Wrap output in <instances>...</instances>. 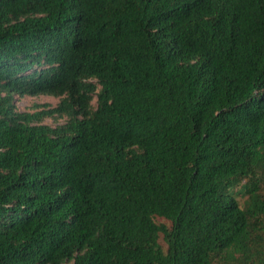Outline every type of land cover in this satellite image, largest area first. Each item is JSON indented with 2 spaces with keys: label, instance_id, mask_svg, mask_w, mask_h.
<instances>
[{
  "label": "trees",
  "instance_id": "16d2710c",
  "mask_svg": "<svg viewBox=\"0 0 264 264\" xmlns=\"http://www.w3.org/2000/svg\"><path fill=\"white\" fill-rule=\"evenodd\" d=\"M262 173L264 0H0V264H264Z\"/></svg>",
  "mask_w": 264,
  "mask_h": 264
},
{
  "label": "rangeland",
  "instance_id": "374dc122",
  "mask_svg": "<svg viewBox=\"0 0 264 264\" xmlns=\"http://www.w3.org/2000/svg\"><path fill=\"white\" fill-rule=\"evenodd\" d=\"M59 101L60 100L58 98L43 96V95L42 96H24V97L16 96V103H17L18 110L23 111V112H31V113L36 112L37 110L40 109L37 106L47 105L50 107H56ZM95 104L96 103L94 102V105ZM44 123L50 126L58 125V123L51 118L45 119ZM259 179H260L261 188L263 189V193H264V173H262L261 176H259ZM236 197L239 199L241 203L244 201V198L242 196L236 195ZM156 222L158 224H166L168 226H170L171 224L169 221L165 220L164 218H159V217L156 218ZM160 244L163 247H166V244L162 236L160 238Z\"/></svg>",
  "mask_w": 264,
  "mask_h": 264
},
{
  "label": "clouds",
  "instance_id": "9594fccd",
  "mask_svg": "<svg viewBox=\"0 0 264 264\" xmlns=\"http://www.w3.org/2000/svg\"><path fill=\"white\" fill-rule=\"evenodd\" d=\"M42 96V95H41ZM43 96H45V95H43ZM49 97H53V96H49ZM55 98V97H54Z\"/></svg>",
  "mask_w": 264,
  "mask_h": 264
}]
</instances>
